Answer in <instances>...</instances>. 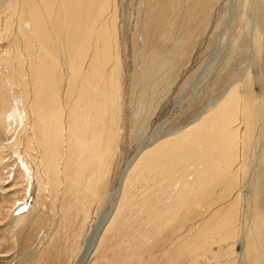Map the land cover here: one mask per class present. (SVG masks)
Masks as SVG:
<instances>
[{"label": "rangeland", "instance_id": "rangeland-1", "mask_svg": "<svg viewBox=\"0 0 264 264\" xmlns=\"http://www.w3.org/2000/svg\"><path fill=\"white\" fill-rule=\"evenodd\" d=\"M141 147L86 264H264V0H0V264H75Z\"/></svg>", "mask_w": 264, "mask_h": 264}, {"label": "bare ground", "instance_id": "bare-ground-1", "mask_svg": "<svg viewBox=\"0 0 264 264\" xmlns=\"http://www.w3.org/2000/svg\"><path fill=\"white\" fill-rule=\"evenodd\" d=\"M98 37V36H97ZM99 38V37H98ZM97 38V39H98ZM106 38V37H105ZM97 42V41H96ZM100 42V41H99ZM83 49V48H82ZM81 49V50H82ZM83 53V52H82ZM85 53V52H84ZM82 55V54H81ZM93 55H95V54H93ZM84 58H85V56H84ZM87 58V57H86ZM84 61V60H83ZM93 63V62H92ZM88 65V64H87ZM92 68V67H91ZM84 73V72H83ZM91 73V72H90ZM90 73H88V74H90ZM79 74V72H71V76L72 77H76L77 75ZM97 74V73H96ZM86 75H87V73H86ZM85 75V77H87ZM94 75V74H93ZM92 75V76H93ZM101 76V75H100ZM89 77V76H88ZM94 77H95V75H94ZM87 79V78H86ZM86 79L83 81L85 84L87 83L86 82ZM100 79V78H99ZM98 81V80H97ZM100 82V81H99ZM93 83V82H92ZM112 83V82H111ZM98 85V84H97ZM91 86H93L94 87V85L93 84H91ZM96 86V85H95ZM90 87V86H89ZM105 87H106V85H105ZM84 88V87H83ZM95 88V87H94ZM97 88V87H96ZM86 90H83L81 93H80V95H79V97H78V102H77V106L79 107L80 106V104H82L83 105V107H85V110H87L88 109V107H89V101L91 100H89L88 98H87V95H86ZM100 92V91H99ZM105 93V92H104ZM94 96V95H93ZM92 95H91V98L93 97ZM100 96H102L101 94H100ZM104 96V95H103ZM235 95L233 96V95H230L229 96V98H227L226 100H225V102H224V104H225V106L227 107H231L232 105V102L234 101V99H235ZM93 101H94V99H93ZM95 102V101H94ZM231 105V106H230ZM82 107V106H81ZM79 110V112H80V109H78ZM89 110H90V108H89ZM74 111V110H73ZM78 111H76L75 113H77ZM87 112V111H86ZM76 116V120H79L80 119V115H78V113L75 115ZM208 116H210V115H204L201 119H200V121H196V122H193L192 123V125H190V127H187V129L185 128V130L184 131H181V136H179L178 138H182V139H186V140H190V142L191 141H193L194 140V138L196 137V134H197V132L199 131V129H202L203 127H204V124H205V122L207 123L208 122ZM82 117V116H81ZM80 121V120H79ZM78 121V122H79ZM76 124H77V122H76ZM78 125V124H77ZM76 125V126H77ZM82 125H84V124H82ZM75 126V127H76ZM74 127V128H75ZM179 135V134H178ZM178 135H176V136H178ZM175 136V137H176ZM174 137V138H175ZM187 141V142H188ZM190 146V145H189ZM144 147V146H143ZM143 147H141V148H139V150L137 151V153L135 154V157L132 159V160H130L129 161V163H127V166H126V168L121 172V174H120V177H119V179H118V182H117V187L111 192V194H110V196H109V198H108V200H107V202H106V204H105V210H104V212L102 211V214H101V216H100V218H99V220H98V222H97V224H96V226H95V228H94V230L91 232V234H90V236H89V238H88V241H87V244H86V246L81 250V254H80V256H79V258H78V260L76 261V263L75 264H86V262L88 261V259L91 257V255H92V253L94 252V249H95V247H96V245H97V243H98V240H99V237H100V235H101V233H102V231H103V229L105 228V226H106V224L108 223V221H109V219L111 218V216H112V213H113V210H114V208H115V206H116V202H117V199H118V197H119V194H120V191H121V189H122V182H124L125 181V177H126V175H127V173H128V171H130V167L132 166V164L136 161V159H137V157H138V153H140V152H142L143 151ZM83 148V147H82ZM231 161V160H230ZM230 164V163H229Z\"/></svg>", "mask_w": 264, "mask_h": 264}]
</instances>
